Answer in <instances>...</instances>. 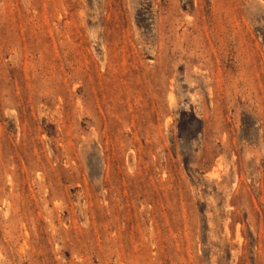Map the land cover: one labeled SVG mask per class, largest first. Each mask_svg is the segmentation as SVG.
Returning a JSON list of instances; mask_svg holds the SVG:
<instances>
[{
	"label": "rangeland",
	"instance_id": "rangeland-1",
	"mask_svg": "<svg viewBox=\"0 0 264 264\" xmlns=\"http://www.w3.org/2000/svg\"><path fill=\"white\" fill-rule=\"evenodd\" d=\"M0 264H264V0H0Z\"/></svg>",
	"mask_w": 264,
	"mask_h": 264
}]
</instances>
